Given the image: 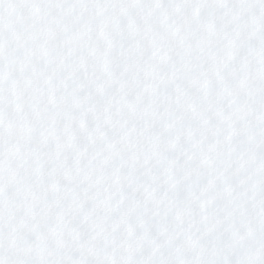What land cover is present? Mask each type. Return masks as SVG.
<instances>
[{
	"label": "snow or ice",
	"instance_id": "6c2138e0",
	"mask_svg": "<svg viewBox=\"0 0 264 264\" xmlns=\"http://www.w3.org/2000/svg\"><path fill=\"white\" fill-rule=\"evenodd\" d=\"M0 264H264V0H0Z\"/></svg>",
	"mask_w": 264,
	"mask_h": 264
}]
</instances>
